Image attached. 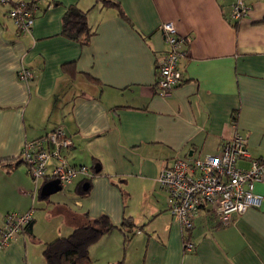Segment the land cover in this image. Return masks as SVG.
<instances>
[{
	"label": "crops",
	"instance_id": "1",
	"mask_svg": "<svg viewBox=\"0 0 264 264\" xmlns=\"http://www.w3.org/2000/svg\"><path fill=\"white\" fill-rule=\"evenodd\" d=\"M10 1L0 4V229L10 212H32L34 226L0 248V264H47L46 245L87 215H107L117 227L90 247L96 264H264V204L229 224L207 206L185 234L158 183L176 159L220 154L237 130L264 162V0L239 22L230 17L236 0H116L128 19L96 0ZM22 1L34 14L25 32L9 16ZM75 6L94 31L87 45L63 33ZM165 22L191 38L180 59L183 81L168 97L156 85ZM57 129L73 140L69 163L93 174L63 187L76 194L65 201L43 196L54 179L34 180L21 161L27 143ZM256 191L264 196V183ZM125 218L133 230L118 228ZM184 236L194 250L184 248Z\"/></svg>",
	"mask_w": 264,
	"mask_h": 264
},
{
	"label": "built area",
	"instance_id": "2",
	"mask_svg": "<svg viewBox=\"0 0 264 264\" xmlns=\"http://www.w3.org/2000/svg\"><path fill=\"white\" fill-rule=\"evenodd\" d=\"M7 1L0 0L2 3ZM255 1L237 0L232 6L231 21L239 22L249 17ZM10 16L18 29L31 30L34 17L25 3L17 4ZM160 29L168 50L159 64L156 85L159 92L168 97L182 83L180 59L191 38L180 35L171 22H165ZM20 77L30 80L32 74L23 69ZM72 146V138L62 129H57L46 139L27 143L22 159L29 165L34 180L52 178L58 180L63 188L79 175L86 178L93 176L88 166L69 163L65 151ZM52 159L56 164L49 174ZM241 161L249 162V168L241 167ZM158 181L168 193L171 214L188 231L194 228V218L206 206L212 208L223 223L229 224L233 216L241 215L249 209H260L264 204V196L256 191L257 184L264 183V162L252 157L246 138L238 130L232 138L222 143L220 154L193 161L176 159L172 167L160 173ZM31 220L32 212L8 213L0 229V248L7 247ZM184 248L192 251L194 244L187 239Z\"/></svg>",
	"mask_w": 264,
	"mask_h": 264
},
{
	"label": "trees",
	"instance_id": "3",
	"mask_svg": "<svg viewBox=\"0 0 264 264\" xmlns=\"http://www.w3.org/2000/svg\"><path fill=\"white\" fill-rule=\"evenodd\" d=\"M9 2L11 1L8 0L5 3L0 2V4L4 5ZM19 3L21 2H16V3L13 2V4L11 5V10L9 11V16L12 9L15 8L16 5ZM22 3H25L31 11V6L29 3L24 1H22ZM96 3H102L103 6L106 7H114L122 18L128 19V15L124 11L120 2L116 0H96ZM232 6H231V11H232ZM31 13L32 16L34 17L32 11ZM87 15H88L87 11H83L77 8L76 6L69 8L64 18V25H63L64 35L73 40H77L81 42L83 45L89 44L91 37L94 35V31L88 24ZM10 18L12 17L10 16ZM20 32H25V31L20 30ZM21 161L23 163H26L22 158ZM89 186L90 185H88V187ZM77 193L81 198H84L89 195V189L86 188V186L85 187L79 186ZM85 220H86L85 223L82 226L78 227L76 230H74L69 236L58 238L46 245L44 250V256L46 258L47 264H96L90 256V247L96 242H98L103 236L117 229V227L116 225H114V223L107 215H102L95 219H91L87 215ZM118 228L120 230H127V229L133 230L132 228H134V224L130 220V218H125L122 225L119 226ZM184 232L185 234H188L190 231L184 228ZM184 237L186 241L187 236ZM128 239L129 238H127V240Z\"/></svg>",
	"mask_w": 264,
	"mask_h": 264
},
{
	"label": "water",
	"instance_id": "4",
	"mask_svg": "<svg viewBox=\"0 0 264 264\" xmlns=\"http://www.w3.org/2000/svg\"><path fill=\"white\" fill-rule=\"evenodd\" d=\"M100 169H96V172H99ZM62 190V186L60 185L59 181L58 180H53L49 183H47L46 185L43 186V189H42V195L43 196H46V195H52V194H55L59 191ZM33 226H34V222H31L29 224V226L27 227V232L28 233H31L33 232Z\"/></svg>",
	"mask_w": 264,
	"mask_h": 264
},
{
	"label": "rangeland",
	"instance_id": "5",
	"mask_svg": "<svg viewBox=\"0 0 264 264\" xmlns=\"http://www.w3.org/2000/svg\"><path fill=\"white\" fill-rule=\"evenodd\" d=\"M43 183V181H41V184ZM69 194H74L76 195L73 191H70L68 188H63L61 191L55 193V194H52L51 195V198L52 199H60L62 201H65L68 197H69ZM43 227L46 226L47 224L45 222H41Z\"/></svg>",
	"mask_w": 264,
	"mask_h": 264
}]
</instances>
